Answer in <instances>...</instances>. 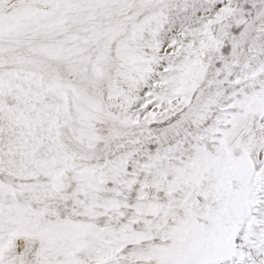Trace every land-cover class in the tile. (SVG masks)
Returning a JSON list of instances; mask_svg holds the SVG:
<instances>
[{"label": "snow or ice", "instance_id": "6c2138e0", "mask_svg": "<svg viewBox=\"0 0 264 264\" xmlns=\"http://www.w3.org/2000/svg\"><path fill=\"white\" fill-rule=\"evenodd\" d=\"M0 264H264V0H0Z\"/></svg>", "mask_w": 264, "mask_h": 264}]
</instances>
